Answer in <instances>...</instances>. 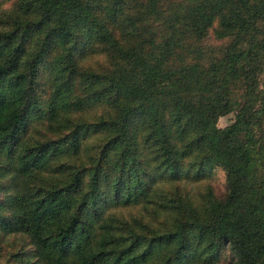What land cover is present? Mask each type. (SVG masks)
<instances>
[{"label": "trees", "instance_id": "trees-1", "mask_svg": "<svg viewBox=\"0 0 264 264\" xmlns=\"http://www.w3.org/2000/svg\"><path fill=\"white\" fill-rule=\"evenodd\" d=\"M8 16L0 153L20 176L64 153L93 163L85 192V168L65 167L0 200V240L40 264H208L222 248L264 264V0H16ZM31 121L46 134L20 145ZM214 168L222 197L182 188ZM120 207L139 212L104 215Z\"/></svg>", "mask_w": 264, "mask_h": 264}, {"label": "rangeland", "instance_id": "rangeland-1", "mask_svg": "<svg viewBox=\"0 0 264 264\" xmlns=\"http://www.w3.org/2000/svg\"><path fill=\"white\" fill-rule=\"evenodd\" d=\"M16 0H0V28H4L8 25L10 17V9ZM211 36V31L209 32ZM209 42L216 43L211 37ZM47 85L45 88L47 89ZM44 88V89H45ZM44 100L47 97L46 90L41 94ZM233 119V113L229 112L220 117L216 121L218 128L227 126ZM36 121L26 127L21 133L19 144H30L33 141L42 138L46 132L38 125ZM96 141V139L94 140ZM90 140V143L94 142ZM88 143V144H90ZM91 158L82 150L79 155L61 154L55 156L49 163L48 167L34 170L27 176H20L13 170L12 159L4 154L0 153V200L3 201L7 197L26 196L32 190L36 188L47 187L52 184L58 183L64 179V168H85L84 169V183L83 192L89 189L88 180L90 179ZM59 167V168H58ZM55 169V170H54ZM66 171V170H65ZM208 186L211 188L214 195L218 198L222 197L225 192V186L223 181V171L220 168H214L205 180L200 182H194L182 186L184 190L188 192L190 197L199 198V195L203 193L204 188ZM80 194H77L75 198H79ZM107 210V209H106ZM105 210V211H106ZM72 211V209L70 210ZM139 212L138 207H120L113 208L104 215H121L131 216L136 215ZM108 213V214H106ZM19 235H7L0 240V264H40L32 259L26 260L25 256L30 250V246L26 245L25 240H21ZM68 264H76L74 257L69 259ZM208 264H234V260L231 257L229 251L226 248H222Z\"/></svg>", "mask_w": 264, "mask_h": 264}]
</instances>
